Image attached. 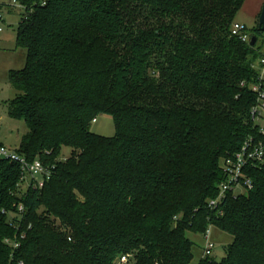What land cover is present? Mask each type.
I'll return each mask as SVG.
<instances>
[{
    "label": "trees",
    "instance_id": "16d2710c",
    "mask_svg": "<svg viewBox=\"0 0 264 264\" xmlns=\"http://www.w3.org/2000/svg\"><path fill=\"white\" fill-rule=\"evenodd\" d=\"M21 2L8 114L28 127L18 152L52 176L24 190L21 166L0 159V264L7 239L24 264H190L187 233L212 224L233 242L198 264H264V161L246 193L208 207L223 161L259 136L242 85L259 51L231 35L245 0ZM100 115L114 136L91 130Z\"/></svg>",
    "mask_w": 264,
    "mask_h": 264
},
{
    "label": "rangeland",
    "instance_id": "374dc122",
    "mask_svg": "<svg viewBox=\"0 0 264 264\" xmlns=\"http://www.w3.org/2000/svg\"><path fill=\"white\" fill-rule=\"evenodd\" d=\"M8 1L11 2V0ZM0 4H5L4 0H0ZM263 5L264 0H245L236 15L235 22L245 24L252 35L259 26ZM25 12L26 8L20 3L15 6L2 5L0 8V15L3 19L0 25L4 30L0 37V141L13 150L19 148L23 135L28 132V127L23 119L12 118L8 114L9 102L17 94L9 82L10 71L20 70L26 63L27 50L17 42L19 21ZM256 47L264 48V32L258 35ZM91 130L96 134L112 137L116 134L115 121L110 115H100L92 123ZM70 153V148L65 147L61 159L68 158ZM28 185L29 177L27 176L22 188L26 190ZM238 191L247 192L243 188ZM209 230L210 242L214 245L210 256L205 255L207 241L204 234L187 233L188 238L194 243L192 248L194 257L190 264H198L205 257L220 261L226 256L227 249L233 242V236L213 224L209 226Z\"/></svg>",
    "mask_w": 264,
    "mask_h": 264
},
{
    "label": "built area",
    "instance_id": "2783aa9c",
    "mask_svg": "<svg viewBox=\"0 0 264 264\" xmlns=\"http://www.w3.org/2000/svg\"><path fill=\"white\" fill-rule=\"evenodd\" d=\"M5 4L15 6L20 3L24 6L21 0H4ZM2 17L0 15V22ZM3 27L0 25V37L3 33ZM231 35L238 38L243 43L250 45L252 35L248 31L245 24L234 22L231 27ZM258 41V40H257ZM257 44V43H256ZM256 44L254 45L256 47ZM259 51L257 57L251 61V68L254 71V77L250 81L243 82L242 85L249 87L255 94L256 102L252 108L253 121L258 127V138H251L244 143L240 151L233 156L227 157L223 161V171L226 175V180L219 186V194L216 198L208 201V207L212 210L218 209L220 206L221 198L233 192L235 194H242L244 192L238 191L240 188L249 190L252 187L251 179L245 173L248 166L264 161V48L256 47ZM0 159L9 162L18 163L23 171L22 181L27 176L29 177V185L31 188H43L47 180L52 176V167L44 164V162L36 158L30 161L24 155L20 154L17 149L13 150L0 141ZM20 212L24 211L23 206L19 208ZM204 236L206 238L205 255L210 256L213 252L214 245L210 242V230L208 229ZM6 243L12 247V262L11 264H24L23 261L15 260L14 253L20 247L18 239H7ZM128 261L127 256L121 257L118 264H123Z\"/></svg>",
    "mask_w": 264,
    "mask_h": 264
},
{
    "label": "water",
    "instance_id": "95a60500",
    "mask_svg": "<svg viewBox=\"0 0 264 264\" xmlns=\"http://www.w3.org/2000/svg\"><path fill=\"white\" fill-rule=\"evenodd\" d=\"M258 29L261 32H264V5H263V8H262V11H261V14H260ZM257 40H258V37L256 35L252 36L250 45L254 46L257 43Z\"/></svg>",
    "mask_w": 264,
    "mask_h": 264
}]
</instances>
